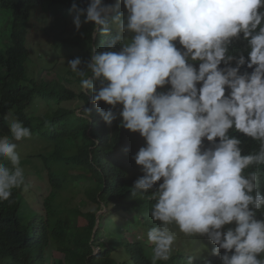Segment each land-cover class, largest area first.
<instances>
[{
  "label": "clouds",
  "instance_id": "obj_1",
  "mask_svg": "<svg viewBox=\"0 0 264 264\" xmlns=\"http://www.w3.org/2000/svg\"><path fill=\"white\" fill-rule=\"evenodd\" d=\"M122 3L126 14L112 17L118 34L108 50L92 47L86 67L79 57L67 67L83 93L91 91L108 126L119 122L146 142L132 158L140 175L130 191L154 201L157 224L146 240L151 264L169 261L182 237H206L222 264H264V219L258 218L264 216V0ZM113 10L105 0H90L86 8L73 2L77 32L86 17L93 39L109 36L105 17ZM241 37L249 59L229 52ZM245 65L253 71L241 73ZM101 102L109 108L100 109ZM118 106L122 110L114 111ZM76 115L89 123L91 110L83 106ZM4 119L10 135L0 136V158L7 161L0 162V202L13 203V190L29 187L21 166L26 151L19 154L17 142L32 131L12 110ZM232 131L259 144L258 150L242 154ZM193 261L189 256L186 264Z\"/></svg>",
  "mask_w": 264,
  "mask_h": 264
},
{
  "label": "trees",
  "instance_id": "obj_2",
  "mask_svg": "<svg viewBox=\"0 0 264 264\" xmlns=\"http://www.w3.org/2000/svg\"><path fill=\"white\" fill-rule=\"evenodd\" d=\"M73 2L86 8L90 0H0V7L13 15L12 30L5 35L0 34V42L7 41L0 44V136L10 135L9 122L4 116L12 110L16 113L15 117L31 129L34 140H43L51 145L52 149L45 150L44 147V152L40 149L39 158L45 163L53 161L46 171L50 193L44 201V215L36 217V213L26 209L24 191L21 193L23 196L13 191L10 198L13 203L0 202V264H48L47 252L50 248L63 256L55 264H151V246L139 242V239L147 237V232L157 224L151 217L154 201L148 200L147 204L136 207L138 199L130 191L136 175H140L132 158L146 142L139 133L121 128L119 122L108 126L99 115L97 105L92 103L91 91L84 94L79 78L67 67V61L76 57L81 58L82 66L86 67L92 47L97 51L108 50L112 37L118 34L117 27L111 23L112 17L118 12L126 14L122 0H105L114 9L105 17L110 25L109 36L97 34L93 39L94 25L89 23L83 27L89 32L86 44L82 45L79 35L65 41L62 46L70 54L59 56L60 65L53 68L57 71V80L43 78L34 81L28 76L30 67L34 65L28 47L30 20L38 13L46 12L54 21L66 20L68 24L69 19L74 17L71 12ZM81 18L84 21L86 17ZM239 44L243 45L241 50L232 49ZM177 47L182 46L177 42ZM76 49L80 54L73 55ZM229 52L237 57L243 54L249 59L250 48L241 37L233 42ZM232 66H236L234 62ZM245 71L251 73L253 69L245 65L241 73ZM75 84L80 92L76 93L71 88ZM38 99L49 106L56 104L58 110L39 118L30 116L29 108ZM74 101H81L91 110L89 123L64 104ZM99 108L107 110L109 107L101 102ZM120 110L122 106L114 109L116 112ZM81 134L85 138L77 144ZM231 135L241 140L242 154L258 150L259 144H252L244 135L235 131ZM205 146H208L206 140ZM52 151L49 157L44 156V153ZM260 182L264 189V167ZM80 191L81 200L76 202ZM91 204L96 205L98 211L94 212ZM133 209L132 221L140 233L131 240L123 238L121 232L133 228L123 227L117 222L118 217L123 218L122 214ZM100 211H105V225L101 224ZM59 212L62 217L54 223ZM22 213L26 220L22 218ZM258 218L264 219V216ZM118 243H121L120 248H117ZM215 247L202 238L182 237L178 251L162 264H186L189 256L194 257L193 264H222L220 257L215 255L201 260L203 256L212 254Z\"/></svg>",
  "mask_w": 264,
  "mask_h": 264
},
{
  "label": "rangeland",
  "instance_id": "obj_3",
  "mask_svg": "<svg viewBox=\"0 0 264 264\" xmlns=\"http://www.w3.org/2000/svg\"><path fill=\"white\" fill-rule=\"evenodd\" d=\"M73 18L69 19V22L67 24L66 20L63 21H54L50 14L44 12V13H38L35 17H33L29 23V26H31V30H28V47L31 52V61L34 63L33 66L29 69V77L34 80L38 81L40 79L46 78L48 81L57 80V71H55L53 68L55 66H59V56L67 57L70 54V51L64 49L62 46L67 39H74L79 35L80 40L82 42V45L86 44V37L88 36L89 32L88 30H83V27L86 25H89V23L84 24L83 18H81L82 21V27L79 32H77L75 25L73 23ZM13 28V15L12 12L4 10L0 7V34H6L8 30H12ZM116 29V28H115ZM49 34V35H46ZM80 54L79 49H76L73 52V55ZM71 88L77 93L80 92V89L78 85H71ZM68 105V108H72L74 104L80 105L81 109L83 106L86 108V106L81 101H74V102H67L64 103ZM62 104V105H64ZM61 105V107H62ZM58 106L56 104H51L49 106L45 101H42L40 99L36 100L34 104L29 108V115L33 117H42L46 113H52V110H58ZM77 109L76 112L79 110ZM13 113V117L16 118V113ZM0 118L2 116L0 115ZM85 137L81 134L79 135V139L77 140V144L80 143ZM35 137L31 136V138H25L22 141L17 142L18 148L17 151L19 154H22L24 151H26L22 155V161L21 166L25 170L26 175V182L29 185L28 190L25 191L23 187L19 189H14L18 193H22L24 191L23 199L25 200L24 206L28 211L34 212L37 214L36 217L44 215V201L47 198V196L50 193L49 190V180L46 171L49 169V164L51 162L45 163L44 159H40V149L44 152L45 150L52 149L51 145L44 142L43 140H34ZM80 140V141H79ZM51 153H44L45 157H49ZM0 162H3L7 164V161L0 158ZM51 168V167H50ZM53 170V168H51ZM29 174V175H28ZM28 175V176H27ZM96 183H94V186ZM101 187H103L102 184H100ZM13 190V191H14ZM76 190V189H75ZM74 190V191H75ZM72 192L76 193L77 192ZM82 191H80V197L77 199L76 202H79L81 200ZM148 200H138L136 207H139L143 204H147ZM30 205V206H29ZM59 204L56 205V208ZM68 206V205H67ZM92 207H94L93 211H98V207L96 205L91 204ZM105 209V207H104ZM135 213V209L126 212L122 214L123 218H119V221L117 223H122V226H129L133 229L131 231H124L121 232V236L123 238H130L131 240L136 239L138 237L140 230L135 228V223L132 221V215ZM62 217L61 213H57L55 219L53 220L54 223H57V221ZM22 218L26 220L25 215L22 213ZM100 221L102 225H105L106 221V215L102 214L100 215ZM40 222V220H39ZM112 224H116L115 222H109ZM232 227V226H229ZM206 237H203L202 239H205ZM147 237L141 236L139 239V242L146 243ZM121 243H118L117 248H120ZM174 251H178V249L175 247ZM58 251H56L53 248H50L47 252V261L48 264H55V262L58 260L59 257ZM213 254L203 256L201 260H207L211 258Z\"/></svg>",
  "mask_w": 264,
  "mask_h": 264
},
{
  "label": "bare ground",
  "instance_id": "obj_4",
  "mask_svg": "<svg viewBox=\"0 0 264 264\" xmlns=\"http://www.w3.org/2000/svg\"><path fill=\"white\" fill-rule=\"evenodd\" d=\"M31 21V20H30ZM30 23V22H29ZM29 113V112H28ZM204 261V260H203Z\"/></svg>",
  "mask_w": 264,
  "mask_h": 264
}]
</instances>
